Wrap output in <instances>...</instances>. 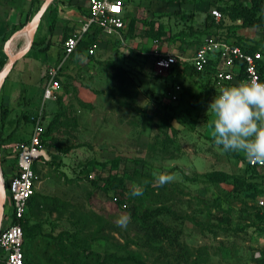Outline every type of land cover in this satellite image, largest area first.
<instances>
[{"label": "rangeland", "instance_id": "374dc122", "mask_svg": "<svg viewBox=\"0 0 264 264\" xmlns=\"http://www.w3.org/2000/svg\"><path fill=\"white\" fill-rule=\"evenodd\" d=\"M42 2L0 0V72L7 61L4 48L9 56L28 35L24 17L31 18ZM124 3L122 42L95 33L93 54L86 56L81 46L79 57L64 60L59 88L43 101L45 71L60 64L62 38L83 24L86 8L85 0H52L33 36L47 38L52 22L49 50L42 56L29 49L0 87V104L13 118L9 128L22 114L41 111L43 129L55 119L44 138L45 158L34 164L39 180L34 192L46 201L28 217L43 236L28 239L27 264H94L82 257L89 253L100 258L136 253L146 264H260L264 227L251 189L263 188L264 178L245 167L242 153L224 152L214 143L213 116L207 112L212 96L205 89L211 76L184 78L177 101L165 104L167 72L157 73L152 53L189 59L212 35L251 46L264 60V29L241 28L226 15L219 27L210 25L209 11L223 10L225 0ZM30 125L21 119L12 138L0 141L3 175L6 168L14 172L17 147ZM154 171L176 179L159 186ZM105 179L123 190L106 187ZM134 183L143 188L142 196L131 195ZM158 207L172 213L156 220L176 236L181 256L166 242L148 243L131 223L127 229L116 226L122 213ZM2 211L9 212L7 196Z\"/></svg>", "mask_w": 264, "mask_h": 264}, {"label": "built area", "instance_id": "2783aa9c", "mask_svg": "<svg viewBox=\"0 0 264 264\" xmlns=\"http://www.w3.org/2000/svg\"><path fill=\"white\" fill-rule=\"evenodd\" d=\"M239 1L243 5L250 3V0ZM125 10L124 0H86L83 24L80 25L76 33L62 42L63 57L60 64L47 68L45 71L41 91L43 101L52 100L59 88L57 72L61 64L72 54L82 36L86 33L91 34V27L97 28L99 35L113 37L122 42V31L125 28ZM209 16L215 23L221 19L219 11L215 8L209 11ZM94 48L95 45L92 44L85 51L86 55L91 56ZM152 55L155 62L154 66L159 75L162 72H168L174 64H177L178 68L181 69L183 63L189 64L195 72H208L211 75V84L215 94L221 87L233 84L240 71L242 72V80L258 77L262 81L258 71V62L261 59L259 52H244L238 46L212 35L207 36L195 48L189 59L155 52ZM210 61L214 62V65L210 69H206ZM179 89V86H174L167 90L163 101L166 103L175 101V94ZM41 115L40 111L31 117L28 138L17 147L15 169L6 180L4 192L9 202L10 212L6 218L7 224L5 226H1L2 216L0 220V264H23V235L20 223L27 213V201L34 193L35 186L39 181L32 170V166L45 158L42 144L43 123ZM248 166L255 168L264 178V164L253 163L248 160ZM1 180L4 184L2 174ZM255 207L264 223V194L255 198Z\"/></svg>", "mask_w": 264, "mask_h": 264}, {"label": "trees", "instance_id": "16d2710c", "mask_svg": "<svg viewBox=\"0 0 264 264\" xmlns=\"http://www.w3.org/2000/svg\"><path fill=\"white\" fill-rule=\"evenodd\" d=\"M32 1L35 2V0H32ZM213 8H215L219 11V13L221 15V19L215 23L213 21V19L210 18L209 14H208L209 23L212 26L219 27L221 25L222 20L224 19V15H226L230 19V21H232V22L233 21L234 22L240 21L239 27H241V28H251V29L263 28L264 29V0H250V3L248 5H243L239 0H225V5L223 7V10H222L221 6L220 7H213ZM42 16H43V14H42ZM42 16H41V19H42ZM29 17H30V14L25 15V17H24L25 23H27L30 20ZM41 19H40V21H41ZM52 32H53V24H52V22H49L47 24V29H46L47 38H41L38 41H32L29 49L36 52V53H39L42 56H44L50 48L49 38H50ZM90 32H91V34L86 33L82 36L84 38L87 37L88 39L86 41H89V43H87L86 45H81L83 43L82 38H81L79 40L75 50L72 52V54L69 57H71L73 55H76V56L79 55V50L82 47L86 51L92 45L90 43L95 38V33H97V35L100 34L99 30L95 27H91ZM123 34H125V33H123ZM71 35L72 34H70L68 36H63L62 42L67 37H69ZM219 39H221V38H219ZM221 40H223V39H221ZM223 41H226V38H224ZM231 44L238 46L242 51L247 52V53H252V52H256V51L260 53L261 59L258 62V71H259L260 79L262 81H264V60L262 58L261 52L255 48L251 47V46H244V44H239L235 40L233 42H231ZM262 50L264 52V46L262 47ZM1 53L2 52H0V54ZM61 55L63 57L62 49H61ZM181 65H182L181 69L178 68L177 64H174L173 66H171L169 68V70L166 74L167 75L166 76L167 77V80H166L167 90H169L170 88H173L174 86H179V88H180V84H181L182 80L186 77L192 76L193 74H196V73L197 74H201V73L209 74L206 71L201 72V73L195 72L191 68V66H189V64H187V63H183ZM213 65H214V62L210 61L206 69H210V67ZM209 76H211V75L209 74ZM241 80H242V72L240 71L238 73V75L235 77V81H236L235 84H237ZM40 82H41V80H40ZM205 89L209 92V94H211V96L213 98V96L215 95V92H214V89L212 87L211 80H210V82L205 83ZM41 91H42V89H41ZM41 91H40V93H41ZM179 93H180V89L175 94L176 100L173 102H170V103H174L177 101ZM163 103L170 104V103H166V102H163ZM170 110L173 111V108H170ZM8 112L9 111L7 109H5V106L0 104V131L3 127L4 121L6 119ZM21 119H24L25 122H31V117H28V116L23 115V114H22L20 120ZM20 120H19V118L16 119L14 130H12L5 137H2L1 132H0V141L1 140L2 141L10 140L12 138V136L17 131V129L20 125ZM54 121H55V119H51L49 122H47V124L45 125V127L43 129V133H42V144L43 145H44V138H45V136L48 135L49 131L51 130V128L54 124ZM0 150H1V148H0ZM244 164H245V167H249L248 166V159L246 157L244 158ZM249 168L251 170H256L255 168H252V167H249ZM32 170L34 171V165L32 166ZM34 173H35V171H34ZM103 182H104V185L106 187L108 186L111 188H118V189L120 188L123 190V188L121 187L120 184L115 185L111 180L105 179V180H103ZM92 185L95 186L94 183H92ZM4 188H6V180L5 179H4ZM95 189L99 190L100 188L95 186ZM251 191L253 193H255L254 196H255V198H257V197L264 194V186H263V188H261L259 190L252 188ZM45 201H46V198L39 196L35 192L30 196V198L27 201V213L23 217V219L21 220V223H20L22 235H23V246H22L23 264H27L26 254H25V245H26V243H28L27 242L28 239L43 236L42 231H41V227L38 224L29 225V222H28L29 214L32 213L33 211H35L36 209H38L41 205H43L45 203ZM50 202L53 203V202H55V200L54 199L50 200ZM255 213H256V216L258 217V220L260 221V224L263 225V227H264V223L262 222L261 218L259 217L258 210L256 207H255ZM160 215L170 216V215H172V213L164 207H158L154 210H143L138 214H131V224L136 227V229L142 234V236L145 238V240L148 243L166 242L167 245L172 246L175 249H178L179 256L183 255L181 246H179V244L176 241V236L171 234L169 228L163 226L162 224H160L156 220V218ZM88 256H90V259L93 258L94 264H146L144 261L141 260L139 255L136 253H129L128 255L123 256V257H117L113 254H108V255L103 256L102 258H100L98 255H94L92 253H89L86 255L82 254L83 258H87ZM260 264H264V260L262 262H260Z\"/></svg>", "mask_w": 264, "mask_h": 264}, {"label": "clouds", "instance_id": "9594fccd", "mask_svg": "<svg viewBox=\"0 0 264 264\" xmlns=\"http://www.w3.org/2000/svg\"><path fill=\"white\" fill-rule=\"evenodd\" d=\"M209 111L217 146L224 152L242 153L250 162L264 164V82L253 77L221 87L208 104ZM152 175L159 186L176 179L175 174L154 171ZM131 195L142 196L143 188L134 183ZM130 223V213H122L116 220V226L122 229Z\"/></svg>", "mask_w": 264, "mask_h": 264}, {"label": "water", "instance_id": "95a60500", "mask_svg": "<svg viewBox=\"0 0 264 264\" xmlns=\"http://www.w3.org/2000/svg\"><path fill=\"white\" fill-rule=\"evenodd\" d=\"M51 2H52V0H43V2L41 3V5L37 9V11L34 13V15L30 18V20L22 28V29H26L29 31L30 37H29V40L26 43V45L21 50H19L14 56H8L6 54L5 48H4L3 52L7 58V61H6L5 65L3 66V68L0 72V87L4 83V80L7 76V74L9 73L14 62L17 59L23 57L27 53V51L29 50L31 43L33 41L34 33L37 30L38 24L40 22L41 16L44 13V11L46 10V8L50 5ZM4 200H5L4 184L1 180V172H0V220H1V216H2V209H3Z\"/></svg>", "mask_w": 264, "mask_h": 264}, {"label": "crops", "instance_id": "0c3cea01", "mask_svg": "<svg viewBox=\"0 0 264 264\" xmlns=\"http://www.w3.org/2000/svg\"><path fill=\"white\" fill-rule=\"evenodd\" d=\"M85 4H86V0H85ZM85 12H86V8H85ZM84 16H85V14H84ZM80 27V26H79ZM79 27H77V29L74 31V33H76L77 31H78V29H79ZM125 29H126V23H125V28H124V31H122V34L123 33H125ZM73 34V33H72ZM122 38H123V35H122ZM194 51V50H193ZM85 55H86V53H85ZM78 56V55H77ZM87 56V55H86ZM79 57V56H78ZM39 83H41L40 82V79H39ZM13 119V118H12ZM11 117H10V112H8V114H7V116H6V119H5V121H4V124H3V127H2V129H1V136L2 137H4V136H6L7 134H9L12 130H14V128H15V122H14V126L12 127V128H9V123H11ZM15 121H16V119H15ZM19 128V127H18ZM30 128H31V125H30ZM27 138H28V136H27ZM27 140V139H26ZM14 169H15V160H14ZM5 175H3L2 173V178H4L5 180H7L11 175H12V172H11V170H9V168H6V170H5ZM3 179V180H4ZM4 205V204H3ZM8 206H9V202H8ZM9 212H10V206H9ZM9 212L7 213V214H4L3 213V211H2V217H3V219H2V223H1V226H5L6 224H7V216L9 215ZM5 219V220H4Z\"/></svg>", "mask_w": 264, "mask_h": 264}, {"label": "bare ground", "instance_id": "6f19581e", "mask_svg": "<svg viewBox=\"0 0 264 264\" xmlns=\"http://www.w3.org/2000/svg\"><path fill=\"white\" fill-rule=\"evenodd\" d=\"M29 37H30V33L28 31V35L23 38L22 42L18 46H16L13 51L10 52L9 56H14L19 50H21L28 42Z\"/></svg>", "mask_w": 264, "mask_h": 264}]
</instances>
